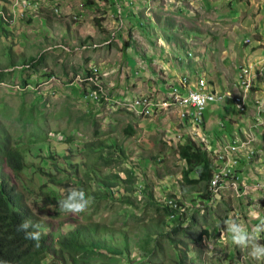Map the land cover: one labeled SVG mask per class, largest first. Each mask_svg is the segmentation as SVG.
<instances>
[{
  "label": "rangeland",
  "instance_id": "374dc122",
  "mask_svg": "<svg viewBox=\"0 0 264 264\" xmlns=\"http://www.w3.org/2000/svg\"><path fill=\"white\" fill-rule=\"evenodd\" d=\"M66 1H61L60 16L41 8L43 11L39 14L25 18L11 29L2 28L0 32V63L5 68L0 83V127L27 150L31 167L24 173L28 179L34 178L37 186V194L29 199L30 207L40 219L51 221L52 225L48 224L44 231L50 233L54 246H58L56 241L63 230L75 228L69 224L62 229L59 222L64 219L70 223L72 218L80 217L61 210L58 196L63 199L87 177L84 166L98 159L88 158L86 153L100 151L89 152L87 144L96 142L104 144L105 156H109V151L115 152L116 145L125 150L122 166L134 172L135 196L144 200L147 191H152L154 198L161 201L164 196L175 194L189 205L181 215L186 222L176 229L167 228L171 237L180 241L173 243L171 238L169 241L161 237L163 245L159 252L155 256H143L135 246L142 240L137 218L144 215L145 204L139 202L137 207L122 204L121 197L126 192L122 187H114L107 198L91 196L99 207V212L93 214L95 220L116 229L104 236H113L121 242L126 234L131 247L130 258L163 260L178 254L185 258V249V264H264L249 255L250 249L242 250L232 243L225 224L236 220L251 231L252 226L264 220V68L254 64L256 83H253L252 72L244 69L247 82L250 81V93L255 84L258 85L254 89L259 91L256 95H250L246 82L240 78L245 97L248 93L250 97L245 112H238L228 95L238 94L239 101L242 99V88L238 84L241 68L251 65L249 60L247 62L251 46L264 48V35L260 34L264 0H115L116 4L111 0H101V4L98 0H68L73 4L71 13L65 11ZM75 15L78 18H74ZM127 21H132L131 29ZM11 60L17 65L13 66ZM91 64L116 69L106 81L110 90L113 84L114 96L120 88L135 95L159 92L155 88L167 92L166 85H174L176 77L188 75L196 82L203 76L211 89L226 95L221 103L207 106V110L212 106L220 113L218 123L213 129L210 127V131H216L214 135L224 143L221 146L253 138L249 147L241 152L248 153L249 157L242 159L238 167L240 181L235 178L234 187L229 181V187L214 189L221 196L208 201L204 199L210 184L200 191L183 187L180 169L186 163L176 152L180 142L177 131L193 139L195 131L189 132V127H185L188 124L174 111H171L172 116L163 117L162 113L150 118L116 108L111 110L106 105L86 100L83 91L70 82L76 77L73 84L85 87L79 79L81 72ZM47 75L56 77L49 79ZM23 81L28 83L24 88L19 87ZM171 95L183 110L180 100L183 95L176 91ZM149 103L151 105V101ZM162 106L168 108L170 104L165 101ZM130 108L137 109V105ZM182 113L183 119L188 118V114ZM129 123L136 128L133 136L125 132ZM226 125L230 126L229 130ZM68 135L73 137L71 141L65 139ZM201 138L195 141L200 143ZM50 154L56 158H50ZM152 155L157 158L153 159ZM39 166L44 171H40ZM119 170L114 166H101L98 172L103 176ZM45 172L54 174L59 183L49 181ZM46 181L45 189L40 191L39 187ZM90 189L105 188L97 179L92 181ZM253 213L257 214L256 218ZM153 214L155 212L149 209L144 219L147 225ZM203 229L208 230L209 235H204L200 244L194 242ZM154 240L159 239L153 236L149 243L156 247ZM185 240L187 247L182 243ZM259 243L264 245V233L260 234ZM195 247L200 249V256ZM120 264L126 263L121 260Z\"/></svg>",
  "mask_w": 264,
  "mask_h": 264
},
{
  "label": "trees",
  "instance_id": "16d2710c",
  "mask_svg": "<svg viewBox=\"0 0 264 264\" xmlns=\"http://www.w3.org/2000/svg\"><path fill=\"white\" fill-rule=\"evenodd\" d=\"M9 1L0 0V4L4 5ZM113 4H116L115 0H113ZM97 21L99 24V19ZM127 22L128 28L131 29L133 26L132 21ZM11 62L13 66L17 65L14 60H11ZM4 71L5 68L0 63V81L4 77ZM26 82L23 81L24 84ZM147 108L148 104L145 103V111L150 113L151 109L147 110ZM203 126L205 130V124ZM125 132L128 136H133L136 133V128L129 123L125 128ZM65 139L71 141L73 137L68 135ZM162 144L166 145L164 141ZM154 145H156V142ZM103 147L104 144L98 145L96 142L87 144L89 152L94 151V149H99L100 151L95 154L86 153L88 158L95 156L98 161L84 166V173L87 177L81 182L78 189L83 190L88 196L107 198L114 187H122L126 191L121 197L122 204L135 207L139 205V202L145 204L144 215L137 218L142 240L135 246L136 249L142 252L143 256L147 254L155 256L159 252V248L163 245V243H160L161 237H166L169 241L171 238L173 243L174 241H180L174 240L167 228L170 226H173V229L181 227L186 222L183 220V216L178 214L177 209L170 208L164 202L159 201L157 198L155 199L152 191H147L148 195L144 200L135 196V188L132 187L136 179L134 172L130 168L122 166L125 150L121 146L116 145L114 146V151L119 153L115 155V152L109 151V156H105ZM106 147L113 146L106 145ZM176 147L178 156L186 163L180 169L182 186H187L189 191L202 190L205 185L210 183L215 169L209 154L210 150L207 148L205 141L198 143L190 136L185 134L182 136L180 134V142ZM50 158L55 159L56 157L50 154ZM152 158L156 159L157 156L152 155ZM66 159L69 160V157H66ZM101 166H114L120 170L119 172H111L102 176L98 172ZM30 167V163L27 162V150L15 143L7 130L0 127V264H93L92 261H97L99 264H120L121 260H124L126 264H185L187 256L185 249V258H180L179 254L168 259L165 257L163 260H154V258L153 260H148L147 258L137 260L130 258L131 247L126 234L121 242L117 241L113 236L110 238L104 236L107 233L116 231V229L113 225L110 226L95 220L93 214L95 215L99 212L95 198L89 206V209H92L91 211L88 209L84 213L79 214L80 217L72 218L73 220L70 223L64 219L59 222V227L62 229L69 224L75 225V228H69L67 231L63 230L56 241L58 246L55 247V242L52 240L50 233L44 231L48 224L52 225L51 221L40 219L30 207L29 199L34 194H37L34 178L28 179L27 174L24 173ZM38 169L44 171L41 166ZM78 171V169L75 171L76 175ZM120 171H122V174ZM192 173H195L196 176L192 177ZM44 174L49 181L56 184L59 183L54 174L50 172H45ZM97 179L103 183L105 189L96 191L90 189L92 181ZM46 185L47 181L39 187L40 191H43ZM143 193L144 190L142 189ZM206 195L205 197L208 198V195ZM169 197L177 199L179 205L185 204L175 194ZM59 199L61 200L62 197L58 196ZM149 209L153 210L155 214L151 216V221L147 225L144 219ZM172 214L176 216L171 217ZM24 221L36 226L30 228L29 231H39L41 233L39 247L35 246V241L26 240L24 232L17 231V226ZM207 234L209 235L208 230L203 229L193 241L200 244L203 242V236ZM153 236L159 239L158 241L154 240L157 243L156 247L151 246L149 243ZM182 243L187 244L186 247L188 246V241L185 240ZM195 251L200 256V249L195 247Z\"/></svg>",
  "mask_w": 264,
  "mask_h": 264
},
{
  "label": "bare ground",
  "instance_id": "6f19581e",
  "mask_svg": "<svg viewBox=\"0 0 264 264\" xmlns=\"http://www.w3.org/2000/svg\"><path fill=\"white\" fill-rule=\"evenodd\" d=\"M41 8L48 9L49 11L54 12L57 15H59L61 13V3L59 2V0H12L11 3L9 1V2L5 3L4 5L0 4V13L5 18V19H0V32H1L2 28L11 29L16 24L24 22L25 18H30L33 16V14H39L40 12L43 11V10H41ZM8 12L13 13L14 17L8 18V16L11 15V14H5ZM17 14H18V16H17ZM16 16H17V18H16ZM76 17H77V15L74 16V18H76ZM263 35H262V37H263ZM104 65L105 64H99V65L98 64H91L86 70L81 72L82 77H81V79H79V83H81L85 87H79L78 83H77V85L73 84L76 81L75 80L76 77L74 79H72V81L70 82V85L76 86L77 88L82 90L84 97H85V94H91V95H94L96 97V99L85 98L86 100H89V101H91V103H93V104L96 103L100 106L106 105L107 108H110L111 110H115V108H116V109L123 110V111H129V112H132V113H135L137 115L144 116V117L150 116V118L155 117L157 115H160L162 113H168V112L174 111L178 115V118L181 119V121L188 124V120H187L188 118H186V119L182 118L181 112L183 110L181 107L176 105V99L174 96L171 95V92L173 91V88H175V86H183V79H182L183 76L180 77V79H178L176 81L177 82L176 84H174V85L168 84V86L166 85V87L169 88V90L167 92H164L162 90H159L158 88H155V90L159 91V92H156L154 94H152L151 92H147L146 94L141 93V94L135 95L136 94L135 92L129 93L128 91H123L124 93H121L122 91L119 90L118 95L114 96L112 94L114 92L113 91V84H112V88L110 90L109 86L108 87L106 86V81L109 78V76H111L112 74H114L116 72V69L115 70L113 68L109 69V68L105 67ZM244 69L250 70L252 72V74L254 76L253 83H254V81L256 83V78H255V75L253 73V68L251 66H248V67L245 66ZM193 74L191 73V75H193ZM78 75L79 74H77L76 76H78ZM46 77L50 79L52 77L55 78L56 76L55 75H47ZM188 80H189V82H188ZM109 81H112V80H109ZM196 81H198L199 83L203 82L205 85V90L208 91L209 94H212V95H207V102H209V103H215V102L221 103V101L226 96L224 94H220V92H218L217 90L211 89L208 82L205 80V78L203 76H201V77L199 76L198 80H196ZM193 82L194 81L191 79L190 76L184 75V86L185 87H192ZM0 83H1V81H0ZM26 83H28V82H26ZM238 84H240V78H239ZM245 85H246L245 88L247 89V91H249L250 90V81H248L247 84L245 83ZM239 86H241V84ZM19 87L24 88L25 87L24 83L21 82L19 84ZM255 87H258V85L255 84L251 93H250L251 90L249 91L250 95L254 94V93H255L254 95H256V93L259 92L258 90H256V91L254 90ZM241 88H242V86H241ZM242 92H243L242 99L239 101L240 102V111H238V112H245L246 111L247 106L245 108V105H246L247 100L250 99L249 93L245 97L246 93H245V90L243 88H242ZM182 95L183 96H181L180 100L184 104L185 95L184 94H182ZM78 96L83 97L81 95H78ZM158 96H162V97L164 96V97H163V99L160 100V97H158ZM216 96L221 97V98H217ZM248 97H249V99H248ZM80 100H81V98H80ZM141 100L144 102H140ZM147 100H149V101H147ZM150 101H151V105L149 103ZM165 101L169 102L170 107L165 108L162 106ZM258 101H260L259 98L256 99V104L259 103ZM145 103L148 104L147 110L151 109L150 113H146ZM156 104L161 105V106H158ZM136 105H137V109L130 108V106L133 107ZM258 106H259V104H258ZM141 110L145 114L142 113ZM155 110H158L159 112H155ZM206 110H207V108H206ZM206 110L204 111V114H205ZM193 117L195 118L194 119L195 122L193 121L194 128H198L199 135L201 132H202V134H204V132H205L204 126H203L204 124L201 125V114H194ZM204 118H205V115H204ZM254 121H255V119H254ZM185 127H189V126L187 125ZM190 129H191V127H190ZM189 132H190V130H189ZM173 134H174V132H173ZM179 139H180V134H179ZM202 140L205 141L204 137ZM252 140H253L252 137L248 138L247 140L246 139L234 140L233 142H228L229 144L227 143L225 146L222 145L221 147L222 148H230V150H235V153H237V154L249 155L248 153L243 154L241 152L243 150H245V148L249 147L248 144L251 143ZM221 147L219 150H221ZM219 150L218 151L211 150L212 154H214V155H212L211 158L213 160V164L215 165V169H214L211 181L209 183L210 186H209L208 198L204 199L205 201L213 200L215 197L221 196L218 191H214V189H216L217 187L218 188L229 187L228 182L231 181V183L233 184V179H235V178H237L240 181V176H238L239 173H237V170L239 167L238 166L235 168L233 175H231L227 179H224L223 181H221L217 186V180L216 179H217L218 162H217V156L215 154H219ZM252 153H254V152H252ZM243 159H245V158H243ZM220 160L223 161V163H230L231 153L230 152L220 153ZM241 161H242V159H241ZM233 187H234V184H233ZM161 201L164 202L165 205L169 206L170 208L177 209L179 215H182L185 211L184 208L189 206L188 204L179 205L177 202V199L166 197V196L161 198ZM164 203H163V205H164ZM174 216H176V215H174V214L171 215V217H174Z\"/></svg>",
  "mask_w": 264,
  "mask_h": 264
},
{
  "label": "clouds",
  "instance_id": "9594fccd",
  "mask_svg": "<svg viewBox=\"0 0 264 264\" xmlns=\"http://www.w3.org/2000/svg\"><path fill=\"white\" fill-rule=\"evenodd\" d=\"M18 16V14H17ZM16 16V18H17ZM11 13L8 18H13ZM0 19H5L0 13ZM94 198L86 195L83 190L71 189L64 199L58 201V206L61 210L72 215H79L84 213L89 206L93 203ZM256 218L257 214H252ZM227 232L231 234V241L240 249H250L249 255L257 260L264 261V245L259 243L260 234L264 233V220H261L259 224L252 226L251 231L247 227L238 223L236 220H228L225 222ZM36 227L31 225L28 221L22 222L17 226V231L24 232V238L26 240H33L36 242L35 246L39 247L41 240V233L39 231H29L30 228ZM185 227H187L185 225Z\"/></svg>",
  "mask_w": 264,
  "mask_h": 264
},
{
  "label": "built area",
  "instance_id": "2783aa9c",
  "mask_svg": "<svg viewBox=\"0 0 264 264\" xmlns=\"http://www.w3.org/2000/svg\"><path fill=\"white\" fill-rule=\"evenodd\" d=\"M5 14H11V12H8ZM238 78L243 79L247 83L246 75L244 74V66L241 68ZM182 79H183V86H175L174 91H178L180 94L185 95V102L184 104H182L183 105L182 114H188V126L191 127L190 131H195L194 140H198L203 135H198V128H194L193 115L201 114V125L205 124L204 111L206 110L209 104V102H207V95H212V94H209V92L205 90L204 83H199L198 81H196V82H193L192 87H185L184 86V76L182 77ZM228 95H230V98L232 99V103L235 106V108L238 111H240V102H239L238 94L231 95L230 93H228ZM85 98L96 99V97L91 94H85ZM140 102H144V101L141 100ZM260 103H261V100L259 101L258 104ZM155 112H159V111L155 110ZM165 116H172V112L163 113V117ZM222 152L231 153L230 163H223V161L220 160V153ZM215 155L217 156V162H218L217 179H216L217 186L221 181L233 175L235 168L240 165L241 159L249 157L248 155L237 154L235 153V150H230V148H222V147H221V150H219V154H215Z\"/></svg>",
  "mask_w": 264,
  "mask_h": 264
},
{
  "label": "crops",
  "instance_id": "0c3cea01",
  "mask_svg": "<svg viewBox=\"0 0 264 264\" xmlns=\"http://www.w3.org/2000/svg\"><path fill=\"white\" fill-rule=\"evenodd\" d=\"M61 1L62 0H59V2L61 3ZM101 0H98V3L99 4H101V2H100ZM111 1H113V0H111ZM250 1H252V0H250ZM255 2L256 1H254L253 2V4L255 5ZM66 7H65V11L67 12V13H71V12H73L74 11V9H73V4L72 3H69V1L67 0L66 2ZM63 6H64V4H63ZM62 6V7H63ZM264 20V19H263ZM263 24V27L260 29V34L262 33V34H264V22L262 23ZM263 29V30H262ZM261 34V35H262ZM256 39H257V37H256ZM255 43L257 44V41H255ZM252 49H256V50H254L253 52H252ZM258 58H260V60L258 59ZM248 60H249V62H248ZM258 60V61H257ZM257 61V62H256ZM247 62L249 63V64H251V65H249V66H251L252 68H253V70H255L254 69V64L255 65H262V67L264 68V48L262 49V48H257V47H253L252 48V46H251V51L248 53V56H247ZM259 66V67H260ZM114 70H115V68H113ZM254 73V72H253ZM178 76L180 75V74H177ZM254 75H255V78H256V75L257 74H255L254 73ZM178 79H180V77L179 78H177L176 77V79H175V81H177ZM258 79L256 78V81H257ZM177 83V82H176ZM175 83V84H176ZM120 90L121 91H130V90H125V89H121L120 88ZM175 90V88H173V91ZM176 92H178V91H176ZM175 93V92H174ZM164 97V96H163ZM163 97L162 96H160V100L161 99H163ZM219 104V103H218ZM156 117V116H155ZM219 117H220V113L217 111V110H215L212 106H210L209 107V109L208 110H206V112H205V119H206V123H205V132H204V134H202V135H204L203 137H204V139H205V143H206V145H207V148L210 150V152H211V150H213V151H218L219 149H220V147H221V144L223 143V142H221L220 140H219V136H215L214 134L216 133V131L215 132H212V131H210V127H212V129L216 126V123H218V119H219ZM159 118V117H158ZM152 120H156V118H153ZM217 121V122H216ZM228 125V124H227ZM226 125V126H227ZM170 126H171V124H170ZM169 128V127H168ZM226 129H230V126H227V128ZM189 130H190V127H189ZM235 129H233V131H234ZM177 133H179V134H182V133H180L179 131H177ZM178 134V135H179ZM182 136H184V134H182Z\"/></svg>",
  "mask_w": 264,
  "mask_h": 264
}]
</instances>
